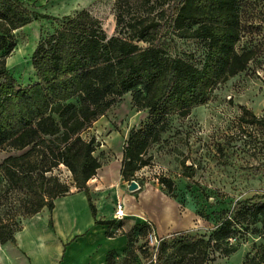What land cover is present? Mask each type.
Masks as SVG:
<instances>
[{
    "label": "trees",
    "instance_id": "obj_1",
    "mask_svg": "<svg viewBox=\"0 0 264 264\" xmlns=\"http://www.w3.org/2000/svg\"><path fill=\"white\" fill-rule=\"evenodd\" d=\"M245 0H114L115 35L107 37L89 9L55 18L37 13L18 0H0V151L13 153L0 162V176L9 190L25 195L22 217L30 219L44 208L51 211L55 199L69 194L52 170L63 166L71 174L74 189L86 194L93 218L96 209L87 182L101 167L94 152L95 138L84 140L77 129H88L115 104L129 95L136 110H145L147 123L132 127L124 141L120 175L131 182L150 166L147 151L168 128L169 117L186 118L205 103L216 84L246 70L254 50L238 48L242 38ZM254 3L259 0H247ZM38 20L57 21L55 30L41 37L30 58L33 81L22 86L6 66L17 46L16 32ZM190 41L205 45L200 65L193 56L169 52L167 43ZM264 84V83H263ZM72 111L74 125L66 115ZM240 124L263 126L241 106ZM182 174L191 179L194 166L181 162ZM158 183L174 191L173 181ZM107 226V237L118 234L123 221L95 220ZM151 224H134L126 233L124 261L136 258L134 243L145 239ZM21 225L0 217V245L15 244ZM114 229V232H111ZM264 239V194L237 200L220 212L215 227L203 236L179 234L163 239L153 259L145 248L147 264H204L213 255L228 257L249 235ZM118 257L108 252L106 264ZM244 264H264V243L245 257Z\"/></svg>",
    "mask_w": 264,
    "mask_h": 264
},
{
    "label": "rangeland",
    "instance_id": "obj_2",
    "mask_svg": "<svg viewBox=\"0 0 264 264\" xmlns=\"http://www.w3.org/2000/svg\"><path fill=\"white\" fill-rule=\"evenodd\" d=\"M113 3L114 0H98L89 7L90 14L100 22L107 37L115 35ZM57 24V21L38 20L17 33V46L8 69L18 84L25 86L33 81L31 54L40 38L51 34ZM242 27V38L237 47L255 52L248 70L216 84L205 103L193 108L186 118L169 117L167 130L147 151L146 157L152 158L150 166L135 174L139 189L130 193L152 188L159 195L177 202L180 213H190L189 219L181 224L182 228L189 224L187 229L163 237L166 240L179 234L206 235L215 227L220 212L230 210L237 200L264 194V127L247 126L239 121L241 106L260 119L264 117V0L244 1ZM167 45L171 54L183 58L191 54L196 65L201 64L206 52L202 43L175 41ZM71 103L75 108L67 113L66 118L74 125L75 116L71 112L78 110L79 105L76 99ZM147 121V111L136 110L130 96L125 95L116 100L104 117L88 129L80 127L76 133L84 140L95 138L98 146L94 156L101 165L97 172L104 171L109 174L111 183L122 184L119 172L124 141L132 127L138 128ZM8 155L13 153L0 151V162ZM181 162L194 166L191 179L183 176ZM51 175L68 186L69 194L77 191L71 174L63 166L52 170ZM160 177L173 181L172 194L158 183ZM25 198V195L9 190L0 176V217L12 218L22 226L28 220L22 217ZM139 201L152 210L158 231L178 227L174 222L163 224L158 219L161 210L159 196L146 193ZM124 202L127 206L132 204L131 199ZM143 243L144 239L139 237L132 245L136 258L129 257L124 261V256H118L113 264H147L148 259L141 255ZM263 243V238L251 234L236 253L228 257L215 254L204 264H244L245 257L252 256Z\"/></svg>",
    "mask_w": 264,
    "mask_h": 264
},
{
    "label": "crops",
    "instance_id": "obj_3",
    "mask_svg": "<svg viewBox=\"0 0 264 264\" xmlns=\"http://www.w3.org/2000/svg\"><path fill=\"white\" fill-rule=\"evenodd\" d=\"M18 1L37 13L60 18L89 9L98 0ZM25 27L19 29L16 35ZM12 55L13 53L6 60L7 68ZM115 138L116 136L114 140ZM120 161H122V154ZM119 176L122 184L111 183L109 174L104 171L97 172L87 182L88 192L96 209L95 219L85 192L76 191L59 197L53 202L51 211L44 208L22 225L14 236V245H0V264H106L108 252L112 251L117 256H123L127 249L125 233L134 224L151 223L160 237H167L187 229L189 224H184L183 228L181 224L189 219L190 213H180L177 202L159 195L152 188L144 189L137 193L138 195L130 193L129 182L122 179L120 172ZM146 193L147 195L152 193L160 198L161 210L160 216H157L158 219L163 224L174 222L178 225L177 228L167 227L162 232L158 231L152 210L139 201L140 197ZM125 199H131V206L125 204ZM118 200L122 202L125 213L123 226L118 234L107 237V226L96 225L95 220L112 219ZM111 232H114V229H111ZM116 259L119 258L116 257Z\"/></svg>",
    "mask_w": 264,
    "mask_h": 264
},
{
    "label": "built area",
    "instance_id": "obj_4",
    "mask_svg": "<svg viewBox=\"0 0 264 264\" xmlns=\"http://www.w3.org/2000/svg\"><path fill=\"white\" fill-rule=\"evenodd\" d=\"M131 182L136 183L134 179ZM124 218H125V213H124L123 204L120 200H118L115 204L114 212L112 214V220L123 221ZM163 239L164 238L158 236L155 230L153 229V227L150 226V230L148 231L144 239V243H145V248L149 251L153 259L155 258Z\"/></svg>",
    "mask_w": 264,
    "mask_h": 264
},
{
    "label": "water",
    "instance_id": "obj_5",
    "mask_svg": "<svg viewBox=\"0 0 264 264\" xmlns=\"http://www.w3.org/2000/svg\"><path fill=\"white\" fill-rule=\"evenodd\" d=\"M130 192L138 190V185L135 182H130L128 186Z\"/></svg>",
    "mask_w": 264,
    "mask_h": 264
}]
</instances>
